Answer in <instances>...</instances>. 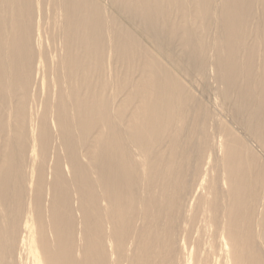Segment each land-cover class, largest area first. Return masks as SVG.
Listing matches in <instances>:
<instances>
[{
	"label": "bare ground",
	"instance_id": "obj_1",
	"mask_svg": "<svg viewBox=\"0 0 264 264\" xmlns=\"http://www.w3.org/2000/svg\"><path fill=\"white\" fill-rule=\"evenodd\" d=\"M0 264H264V0H0Z\"/></svg>",
	"mask_w": 264,
	"mask_h": 264
}]
</instances>
